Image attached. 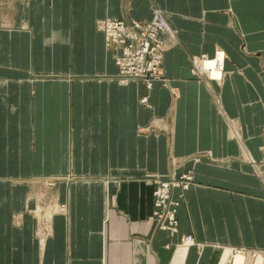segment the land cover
Here are the masks:
<instances>
[{
	"label": "crops",
	"instance_id": "crops-1",
	"mask_svg": "<svg viewBox=\"0 0 264 264\" xmlns=\"http://www.w3.org/2000/svg\"><path fill=\"white\" fill-rule=\"evenodd\" d=\"M154 9L162 78L121 84L99 22ZM188 172L159 228L146 176ZM0 264H264V0H0Z\"/></svg>",
	"mask_w": 264,
	"mask_h": 264
},
{
	"label": "built area",
	"instance_id": "built-area-1",
	"mask_svg": "<svg viewBox=\"0 0 264 264\" xmlns=\"http://www.w3.org/2000/svg\"><path fill=\"white\" fill-rule=\"evenodd\" d=\"M158 10L154 9L153 12L155 13L147 21L134 20L126 23L121 19L107 18V22L100 21L99 26L104 35L105 46L108 48L112 47L116 51L114 58L118 67V74L128 79H143L148 87L152 81L160 77L161 56L158 54V43L161 40L159 35L162 29H160L155 21ZM108 22L115 25L113 29L107 27ZM118 27H122L123 29L120 30ZM190 71L195 77L197 76L198 73L195 67L191 66ZM156 178L159 179V176L156 175ZM183 178H188V176L184 173L177 178H171L170 183L166 182L163 185L162 193L164 198L157 205L158 215L157 218L155 217L156 225L158 224L159 228L165 227L170 232L177 230V217L176 213L174 214L169 209V203L167 202V198H170L169 188L175 183L182 185L183 189L184 183H188L182 181ZM149 183L153 186L155 185L151 180ZM155 194L157 195V192ZM190 239V235L184 237L185 241H189Z\"/></svg>",
	"mask_w": 264,
	"mask_h": 264
},
{
	"label": "rangeland",
	"instance_id": "rangeland-1",
	"mask_svg": "<svg viewBox=\"0 0 264 264\" xmlns=\"http://www.w3.org/2000/svg\"><path fill=\"white\" fill-rule=\"evenodd\" d=\"M162 13H163V11H162ZM163 15H164V13H163ZM165 18V17H164ZM166 24H167V26H168V28H167V31H168V35H170L172 38L175 36V34H174V31H173V29L168 25V23L166 22ZM99 26H100V22H99ZM162 33V32H161ZM158 47H159V50H158V54L161 56V64H162V57H163V51L165 50L164 49V47H163V45H161V43H158ZM163 48V49H162ZM223 53L224 55H225V52L222 50V49H216V51H215V53L212 55V56H208V55H203V56H205V57H208L209 59V61H213V60H215V67H214V69L215 70H217V69H219L218 68V66H217V64H218V59L220 58L219 56V54L220 53ZM157 55V54H156ZM159 56V57H160ZM225 57V56H224ZM201 59H203L202 58V56L201 55H199V56H197V57H194L193 59H192V61H191V65H190V67L191 66H193L194 67V65L196 66V67H200V69L201 70H205L204 72H202L201 73V76L199 75V74H197V76L195 77L192 73V75L195 77V79L198 81V82H204V81H211V80H209V78H208V74L207 73H210V75L209 76H211V73H212V69L213 68H209V69H205V67H204V64H203V60L199 63V61L201 60ZM207 61V60H206ZM195 62V63H194ZM192 63H194L193 65H192ZM198 63V64H197ZM225 63L223 62V74L225 73V65H224ZM161 66V65H160ZM212 70V71H211ZM209 71V72H208ZM211 71V72H210ZM191 72V71H190ZM159 75H160V77L157 79V80H159V79H161L162 77H161V74H160V72H159ZM198 77V78H197ZM120 76L119 75H117V79H118V82L119 83H121V84H126V83H128V82H121V81H119L120 79ZM211 79H212V81H214L215 83H217V84H220V83H222V80H223V78H224V76H222V78L221 79H213L212 77H210ZM143 80V79H142ZM145 83V82H144ZM199 157L197 156V159H198ZM187 176H188V178H183V180L182 181H185V182H188V183H186V185L187 184H190L192 181H193V177H192V174L190 173V172H188V173H185ZM159 176V175H158ZM146 180L148 181V183L150 182V180L151 181H153V183H155V185L153 186V189H152V194H153V210H152V213H151V215H150V217L149 218H152V221L153 222H155V224H156V221H155V219L157 218V215H158V206L157 205H159L160 203H161V201L163 200V193H162V188H163V185L166 183V182H171V180H170V178H167V177H162L161 175L159 176V179L158 178H156V174H151V175H147L146 176ZM163 183V184H162ZM174 188H177V193L178 194H176L177 196H174L173 194L174 193H172V190L174 189ZM184 188L185 187H183V189H182V185H179V184H175V186H173V188L170 186V188H169V190H170V198H167V202L169 203V209L171 210V211H173L174 212V214L176 213V205H179V202H180V200L181 199H179V197L181 196V194H182V190H184ZM157 192V195L155 194ZM159 193V194H158ZM175 202V204H174V202ZM156 217V218H155ZM178 221V220H177ZM177 224H178V222H177ZM156 226H158V224L156 225ZM178 226V225H177Z\"/></svg>",
	"mask_w": 264,
	"mask_h": 264
},
{
	"label": "bare ground",
	"instance_id": "bare-ground-1",
	"mask_svg": "<svg viewBox=\"0 0 264 264\" xmlns=\"http://www.w3.org/2000/svg\"><path fill=\"white\" fill-rule=\"evenodd\" d=\"M153 13H155V12H153ZM153 13H152V15H153ZM152 17V16H151ZM156 19H155V21H156V23H157V25L160 27V29H162V33H166V34H168V31H167V28H168V26H167V24H166V20H165V18H164V15H163V13H162V11H160V10H158V12L156 13ZM100 21H104V23L105 22H107V18H104V19H102V20H100ZM125 22V21H124ZM115 25H113V24H109V22H108V26L107 27H109L110 29H113V27H114ZM118 28H120V30H122L123 28L122 27H118ZM117 35V34H116ZM160 38V37H159ZM158 38V39H159ZM161 39V38H160ZM160 41V43H161V45H163V47H164V42H163V40L161 39V40H159ZM112 48V47H111ZM113 49V48H112ZM163 49V48H162ZM220 53V52H219ZM220 56V58L218 59V64H217V66H218V68L219 69H217V70H215L214 69V67H215V60H213V61H209L208 59V57H205V56H203L202 55V58L203 59H201L200 61H199V63L203 60L204 62H203V64H204V67H205V69H209L210 67L211 68H213L211 71H212V73H211V76H209L210 75V73H207L208 74V78H209V80H211L212 81V79L210 78V77H212L213 79H221L222 78V76H223V62H224V54L223 53H220L219 54ZM207 60V61H206ZM118 64V63H117ZM198 64V63H197ZM196 65V64H195ZM194 65V67L197 69V73L198 74H200V76H201V73L202 72H204L205 70H201L200 69V67H196ZM210 71V72H211ZM209 72V71H208ZM119 75V74H118ZM120 76V80L119 81H121V82H129V80H131V79H128L127 77H125V76H122V75H119ZM218 81V80H217ZM151 86V85H150ZM149 86V87H150ZM144 99V98H143ZM183 174H181L180 176H182ZM173 185H175V183H173L172 184V188H173ZM186 186V183H184V186L183 187H185ZM163 229H167V228H165V227H162ZM192 242V240L190 239L189 241H185L184 243H186V244H189V243H191Z\"/></svg>",
	"mask_w": 264,
	"mask_h": 264
}]
</instances>
